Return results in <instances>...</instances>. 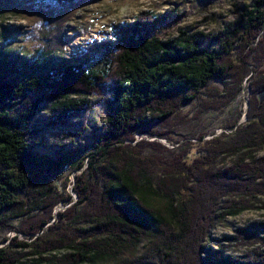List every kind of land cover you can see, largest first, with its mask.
I'll return each instance as SVG.
<instances>
[{"label":"trees","instance_id":"16d2710c","mask_svg":"<svg viewBox=\"0 0 264 264\" xmlns=\"http://www.w3.org/2000/svg\"><path fill=\"white\" fill-rule=\"evenodd\" d=\"M243 13L220 50L201 30L162 38L167 16L148 10L97 43L101 57L91 58L103 67L88 58L52 61L43 49L0 54V228L17 230L9 223L15 219L25 235L3 237L0 264H92L125 252L135 259L114 264H264V222L209 242L228 217L264 209V0ZM110 82L104 133L87 149L38 159L26 136L41 102L15 114V99L44 88L61 99L64 123ZM246 83L243 122L241 113L219 133L184 141L169 133L183 106L194 103L201 115L225 110ZM231 246L239 254L228 253ZM29 254L35 257L23 261Z\"/></svg>","mask_w":264,"mask_h":264},{"label":"rangeland","instance_id":"374dc122","mask_svg":"<svg viewBox=\"0 0 264 264\" xmlns=\"http://www.w3.org/2000/svg\"><path fill=\"white\" fill-rule=\"evenodd\" d=\"M253 0H0V54L12 56L19 53L28 57L43 49L52 61L60 59L80 60L88 58L96 68L103 67L97 43L105 39L113 25L132 21L143 11L152 10L157 15L167 18L159 26L158 33L162 38H174L181 29L201 30L214 40L213 46L220 50L225 41H231L229 36L236 35L237 22L242 19L245 8L250 7ZM229 39V40H228ZM112 82L103 86L99 94L85 97L89 105L79 115H72L64 123H60L62 110L61 99H54L44 88H39L35 94H26L21 99H15L11 113L18 114L34 101H40V110L33 122L27 128L26 139L31 143L33 152L38 159L46 156H57L63 151L89 148L92 139L104 133L109 125L110 106L107 100L112 98ZM244 90L225 110L210 112L205 115L198 113L194 103L183 106L174 119V125L169 132L175 139H183L192 133L201 131L221 132L223 126L242 113L240 120L244 121L248 111L249 96L245 84ZM35 103V102H34ZM239 120V121H240ZM205 138L212 136L206 134ZM148 134L137 133L138 139ZM147 138V137H146ZM148 139V138H147ZM152 139V138H151ZM165 146L172 147L169 141L155 138ZM153 140V139H152ZM39 164L33 170L39 171ZM68 191L72 193L75 172L68 173ZM264 203V199H263ZM238 216L228 217L226 221L212 230L209 242L217 244L225 235H231L237 227L264 222L263 204ZM58 206L55 211L60 210ZM17 230L4 231L0 228V246L4 236L11 238L25 235L19 232V221L11 220ZM53 223V220H51ZM264 236V234H263ZM262 236V237H263ZM224 243V242H223ZM148 242L143 241L137 250L138 255L145 250ZM261 244L256 242L255 245ZM228 253L239 254V248L228 247ZM244 249V248H243ZM63 249L54 253L62 254ZM118 260H134L129 253H117ZM35 256L23 257L27 262ZM118 260L95 262L92 264H114ZM91 264V263H87Z\"/></svg>","mask_w":264,"mask_h":264},{"label":"water","instance_id":"95a60500","mask_svg":"<svg viewBox=\"0 0 264 264\" xmlns=\"http://www.w3.org/2000/svg\"><path fill=\"white\" fill-rule=\"evenodd\" d=\"M247 106H248V105H247ZM245 117H246V112H245ZM244 120H245V119H244ZM240 122H243L242 119L239 121V123H240ZM217 133H219V132H217ZM70 205H71V204H70ZM68 206H69V205H68ZM62 208H63V207H62ZM62 208H61V209H62Z\"/></svg>","mask_w":264,"mask_h":264}]
</instances>
